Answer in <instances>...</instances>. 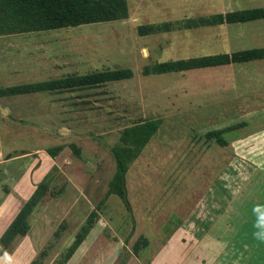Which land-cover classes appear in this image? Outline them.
<instances>
[{"label":"rangeland","instance_id":"rangeland-1","mask_svg":"<svg viewBox=\"0 0 264 264\" xmlns=\"http://www.w3.org/2000/svg\"><path fill=\"white\" fill-rule=\"evenodd\" d=\"M127 3L122 21L0 36V88L133 73L98 87L0 97V153L10 158L0 170V199L12 192L21 206L46 184L29 231L10 251L0 249V264H264V156L241 160L229 142L264 129V59L143 73L157 63L264 48V19L183 27L190 18L264 8V0ZM161 23L170 31L138 36L137 26ZM148 120L158 128L127 162L125 207L110 191L112 150L123 145V131ZM216 130L225 149L207 139ZM127 150L130 160L135 148L127 142ZM38 157L28 169L36 175L17 186Z\"/></svg>","mask_w":264,"mask_h":264},{"label":"trees","instance_id":"trees-1","mask_svg":"<svg viewBox=\"0 0 264 264\" xmlns=\"http://www.w3.org/2000/svg\"><path fill=\"white\" fill-rule=\"evenodd\" d=\"M126 0H0V36L33 32H47L94 23H109L127 18ZM264 19V8L241 9L227 13H217L209 17L190 18L184 21V28L197 26H222L224 24L246 23ZM169 23L137 26L140 37L170 31ZM264 59V48H253L236 51L231 54L222 53L190 59L157 63L145 68L144 75H160L168 73H184L230 64H243ZM133 73L129 69H114L92 72L84 75L67 76L60 79L37 82L33 84L15 85L0 88V97L19 96L38 92H61L66 90L98 87L110 82L128 80ZM158 128V122L144 121L130 126L123 131L120 145L112 150L116 172L110 191L123 198L124 176L127 162L133 161L149 138ZM208 137L220 141V132L212 131ZM127 142L135 148V153L128 159ZM44 181L36 185L30 197L23 203L16 216L0 236L2 252L10 251V245L29 231V217L44 195ZM92 224V222H91ZM90 225V223H89ZM90 226L83 228L70 247L64 262L88 234ZM31 264H34L31 263Z\"/></svg>","mask_w":264,"mask_h":264},{"label":"crops","instance_id":"crops-1","mask_svg":"<svg viewBox=\"0 0 264 264\" xmlns=\"http://www.w3.org/2000/svg\"><path fill=\"white\" fill-rule=\"evenodd\" d=\"M126 3H127V0H126ZM127 8H128V3H127ZM128 13H129V8H128ZM257 73L258 74H261L260 72H257ZM257 78L260 79V77H257ZM242 110H245V109L243 108ZM151 121H153V120H151ZM142 122H144V121H142ZM263 130L259 129V130L255 131V133L253 132V133H248L246 135H241L240 137L231 139L229 141L231 143V145L233 144V142H235L234 145H233L234 148H235V153H236V155L237 154L240 155V159L241 160L244 159V154L245 153H253V154H258L259 156H264V131ZM151 137L149 138V140L151 139ZM221 138H222V134H220V141H221V143H218V144H220V148L221 149H225L226 148L225 146H226V144L228 142L225 141V140H223V139H221ZM207 139L208 140H211L212 138H210V137L207 136ZM149 140L147 141V143L149 142ZM29 154H32V153H29ZM33 154L36 155L37 154V151H34ZM8 157H6V160H2L3 158H2V155L0 153V170L7 168V166H5V165L10 160V158H8ZM21 157L25 158L27 156L24 155V154H22ZM255 158H259V157L256 156ZM40 159L41 158H39V157L38 158H34L32 161H30L27 164V166L25 167V169L22 171V174L23 175H19V179L16 181V182H18L17 183V186H19L20 184H22V182L25 181V178L26 177L27 178H29V177L32 178V177H34L36 175V171H34L33 173H28V169L30 168V166L33 163H35V160H40ZM258 164H259L260 167L264 168L263 167V164H261L260 161H258ZM126 173H127V171H126ZM124 178H125V176H124ZM207 186H206V188L204 190V195H206L208 193V190H210V186L209 185H207ZM35 188H36V186L33 188V191L35 190ZM11 189H13V188H11ZM15 189H17V188L15 187ZM33 191L31 192V194L33 193ZM13 194L14 193H12V192L6 193L0 199V236L5 231V229L9 225V223L13 220V218L16 216V214L18 213L19 209L23 205L22 204L20 206L19 201H18V196L12 197L11 195H13ZM112 194L116 195L115 193H112ZM15 195H17V194H15ZM123 198H124L125 207H128V204L126 203V192H125V188H123ZM226 199H225V202H226ZM15 204H18L17 207L15 206ZM224 208H226V206H224ZM176 218H178V216H176ZM220 218L222 219V217H220ZM128 264H133V263H128Z\"/></svg>","mask_w":264,"mask_h":264}]
</instances>
